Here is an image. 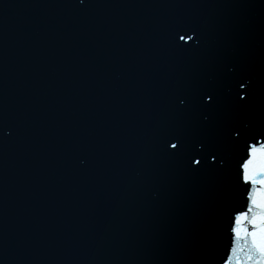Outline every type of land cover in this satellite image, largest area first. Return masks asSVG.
<instances>
[{
    "label": "water",
    "instance_id": "obj_1",
    "mask_svg": "<svg viewBox=\"0 0 264 264\" xmlns=\"http://www.w3.org/2000/svg\"><path fill=\"white\" fill-rule=\"evenodd\" d=\"M0 264H160L93 0H0Z\"/></svg>",
    "mask_w": 264,
    "mask_h": 264
},
{
    "label": "snow or ice",
    "instance_id": "obj_2",
    "mask_svg": "<svg viewBox=\"0 0 264 264\" xmlns=\"http://www.w3.org/2000/svg\"><path fill=\"white\" fill-rule=\"evenodd\" d=\"M187 43H191L194 39L193 35L181 37ZM247 81L240 83L238 88L245 89ZM247 92H239L238 100H243ZM203 99L208 102L214 100V94L205 93ZM185 101L181 100L180 104ZM207 119V117H205ZM230 135L239 139V132L236 129L231 130ZM181 146V137L174 135L171 142H166V147L175 150ZM196 147L200 149L191 159V163L200 165L202 159L209 162L213 167L223 168L225 165L224 154L212 146H208L207 153L204 154L205 143L198 140ZM236 183L244 186L246 193V207L241 211L231 212L227 233L229 236V247L225 251L224 256L226 264L228 261L255 260L259 254L257 246L264 247V133L251 137L243 146L242 155L237 161ZM243 195V194H242ZM251 226V230L248 226ZM247 232L248 239L241 244V237ZM241 248L244 252L241 253Z\"/></svg>",
    "mask_w": 264,
    "mask_h": 264
},
{
    "label": "clouds",
    "instance_id": "obj_3",
    "mask_svg": "<svg viewBox=\"0 0 264 264\" xmlns=\"http://www.w3.org/2000/svg\"><path fill=\"white\" fill-rule=\"evenodd\" d=\"M257 264H264V259H262L261 261L257 262Z\"/></svg>",
    "mask_w": 264,
    "mask_h": 264
}]
</instances>
